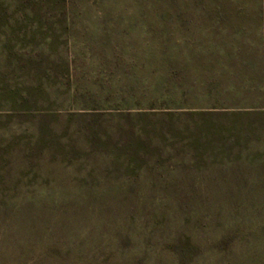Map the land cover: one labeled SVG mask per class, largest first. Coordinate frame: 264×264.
<instances>
[{"label": "rangeland", "instance_id": "rangeland-1", "mask_svg": "<svg viewBox=\"0 0 264 264\" xmlns=\"http://www.w3.org/2000/svg\"><path fill=\"white\" fill-rule=\"evenodd\" d=\"M0 264H264V0H0Z\"/></svg>", "mask_w": 264, "mask_h": 264}]
</instances>
